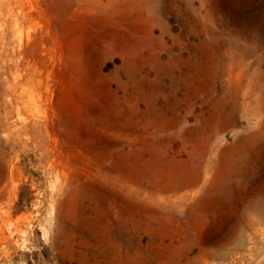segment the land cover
I'll list each match as a JSON object with an SVG mask.
<instances>
[{
	"label": "rangeland",
	"instance_id": "obj_1",
	"mask_svg": "<svg viewBox=\"0 0 264 264\" xmlns=\"http://www.w3.org/2000/svg\"><path fill=\"white\" fill-rule=\"evenodd\" d=\"M0 264H264V0H0Z\"/></svg>",
	"mask_w": 264,
	"mask_h": 264
}]
</instances>
